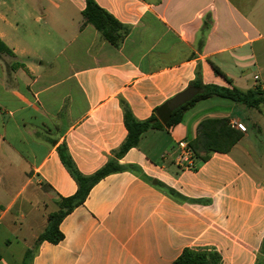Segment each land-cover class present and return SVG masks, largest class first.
Listing matches in <instances>:
<instances>
[{"label": "crops", "instance_id": "0c3cea01", "mask_svg": "<svg viewBox=\"0 0 264 264\" xmlns=\"http://www.w3.org/2000/svg\"><path fill=\"white\" fill-rule=\"evenodd\" d=\"M95 2L124 26L118 47L85 24L86 0H0V264H173L186 249L259 264L264 99L199 101L116 153L128 136L123 103L145 121L196 79L264 93V74H246L264 69V0ZM208 120L239 140L204 161L189 144ZM61 149L84 176L113 159L122 169L65 217L61 242L35 247L78 190Z\"/></svg>", "mask_w": 264, "mask_h": 264}, {"label": "trees", "instance_id": "16d2710c", "mask_svg": "<svg viewBox=\"0 0 264 264\" xmlns=\"http://www.w3.org/2000/svg\"><path fill=\"white\" fill-rule=\"evenodd\" d=\"M82 14L85 24L93 25L113 46L118 47L120 45L126 32L124 26L112 15L102 9L95 0H86V8ZM214 69L219 75L224 76L225 79L230 82L219 68L214 66ZM190 87H194L198 90L192 100L169 113L163 111L164 105H162L145 121L137 120L133 116L128 105L123 103L124 122L128 130V136L125 142L120 146L119 151L116 153V158L119 159L123 157L130 149L137 147L141 136L147 131L151 129L170 130L178 125L182 121L184 113L199 101L209 99L213 96H219L236 102L245 103L250 107H256L264 99V93L258 90L241 92L238 89L231 90L214 85H203L200 79H196ZM218 126L224 128L225 120L206 121L202 125V138L189 144L190 149L197 155H201L204 161L209 158L208 151L228 152L239 140V135L224 132V129H221L222 127L219 128ZM219 130H222L223 133L219 132L216 136H210L211 132ZM222 136L226 138L224 144L220 143V138H222ZM200 151L203 152V154ZM60 155L63 164L77 182L78 190L73 196L61 198L59 202V210L49 214V224L45 232L37 239L35 247L44 241L53 244L61 242L64 239V235L60 226L65 217L72 213L77 207L85 203L91 190L101 179L122 169L116 159H113L93 175L84 176L79 172L72 159L67 155L65 149H61ZM31 253L32 251L30 250L26 253L25 261L28 260ZM219 261L220 257L215 252L186 249L173 264H218ZM259 264H264V245L261 249V260L259 261Z\"/></svg>", "mask_w": 264, "mask_h": 264}, {"label": "water", "instance_id": "95a60500", "mask_svg": "<svg viewBox=\"0 0 264 264\" xmlns=\"http://www.w3.org/2000/svg\"><path fill=\"white\" fill-rule=\"evenodd\" d=\"M197 92L198 90L194 87L188 88L187 90L167 101L163 106V111L165 113H169L180 108L181 106L192 100Z\"/></svg>", "mask_w": 264, "mask_h": 264}, {"label": "rangeland", "instance_id": "374dc122", "mask_svg": "<svg viewBox=\"0 0 264 264\" xmlns=\"http://www.w3.org/2000/svg\"><path fill=\"white\" fill-rule=\"evenodd\" d=\"M263 68H264V65H263ZM262 72H259V70L257 68H255L254 66H252V64H248V72H246V74L249 76V75H252V74H255V73H259L260 75H262L261 73L264 74V69L261 70Z\"/></svg>", "mask_w": 264, "mask_h": 264}, {"label": "built area", "instance_id": "2783aa9c", "mask_svg": "<svg viewBox=\"0 0 264 264\" xmlns=\"http://www.w3.org/2000/svg\"><path fill=\"white\" fill-rule=\"evenodd\" d=\"M255 79L257 80L258 77L256 76ZM234 125L236 126V128H238V130H240L242 132H246L247 131V128H246V126L243 123H234ZM185 152H186V150H185ZM181 160H184V158L183 159L181 158Z\"/></svg>", "mask_w": 264, "mask_h": 264}]
</instances>
